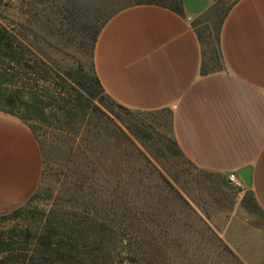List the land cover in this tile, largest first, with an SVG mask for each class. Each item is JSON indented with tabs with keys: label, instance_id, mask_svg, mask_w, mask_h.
<instances>
[{
	"label": "rangeland",
	"instance_id": "1",
	"mask_svg": "<svg viewBox=\"0 0 264 264\" xmlns=\"http://www.w3.org/2000/svg\"><path fill=\"white\" fill-rule=\"evenodd\" d=\"M220 1L224 11L235 0ZM130 2L52 0V5L66 9L65 17L73 11L72 7L79 8L82 21L86 19L92 26ZM32 5L31 0H2L0 26L10 31H17L19 26L27 28L29 31L20 28L26 35L23 42L51 72L45 75L39 69V75L33 74L34 57L27 55L29 62L13 71L0 63V71L8 70L6 85L17 87L24 81L29 87L38 84L48 90L41 94L45 100L58 97L63 91L65 97L79 105L84 99L76 97L72 87L78 88L65 73L79 67L90 69V34L83 25L70 27L65 21L60 23L57 14L40 12L45 3L39 8L36 5L38 11H31ZM34 12L38 13L36 17ZM49 17L50 23L46 21ZM91 102L103 114H93L90 123L87 116L82 120L80 114L69 119L54 116L41 120L26 115L22 107L14 109V116L27 124L37 139L43 171L37 197L24 206L18 217L0 219V239L14 242L11 255L29 256L25 233L38 234L53 213L65 216L79 212V204L86 207L91 199L117 196L131 198L139 209L148 207L154 215L155 264H243L225 248L219 236L235 201L233 190L224 177L199 170L178 152L168 112L124 111L109 99L105 103L98 99ZM0 108L11 109L2 103ZM174 193H179L202 220L192 215ZM166 206L168 209H164ZM252 213L261 219L259 212ZM167 226L169 236L162 238L160 230Z\"/></svg>",
	"mask_w": 264,
	"mask_h": 264
},
{
	"label": "crops",
	"instance_id": "2",
	"mask_svg": "<svg viewBox=\"0 0 264 264\" xmlns=\"http://www.w3.org/2000/svg\"><path fill=\"white\" fill-rule=\"evenodd\" d=\"M212 3L181 0V13L123 8L101 29L93 67L118 105L167 111L178 149L199 170L226 178L251 169L244 196L251 195L261 219L235 199L219 236L241 263L264 264V0L232 6L220 28L221 69L204 74L192 24ZM42 169L28 125L0 111V217L29 201Z\"/></svg>",
	"mask_w": 264,
	"mask_h": 264
},
{
	"label": "trees",
	"instance_id": "3",
	"mask_svg": "<svg viewBox=\"0 0 264 264\" xmlns=\"http://www.w3.org/2000/svg\"><path fill=\"white\" fill-rule=\"evenodd\" d=\"M19 1L21 3L25 2V0ZM212 1L213 3L209 9L192 24L193 31L201 46V72L204 74L221 69L219 50L220 28L229 10L238 0L231 3L224 11L220 9V0ZM44 3L45 5H43ZM31 4H33L31 11L37 10L35 9L36 5H38V8L39 5H43L42 11L39 10L40 12L47 11L48 14H57L59 22L64 23L65 21L68 23L67 26L75 27L76 24L83 25L84 29L87 30V34H90L89 47L91 54L103 26L111 16L123 8L133 5H156L170 9L176 13L182 12L181 0H131L130 4H126L111 13L107 18L98 22V24L90 26V22L86 21V19L82 21L81 10L77 7H72L73 11L70 12L68 17H65L63 13H65L66 9H60L61 7L52 5V0H31ZM54 8H56V12H54ZM78 12L81 15L80 18L78 17ZM37 14V12L33 13L35 17ZM46 21L50 23L52 20L49 17V19L46 18ZM20 28L29 31L27 28L21 26H19L17 31H10L0 26V63L13 71L16 68H22L29 62L26 59L27 55L32 56L34 57L33 63H35V67L32 69L33 74L39 75L40 69L47 75L48 71L51 72V69L25 45L23 39L26 35H24V32ZM7 72V69L6 73L3 70L0 71V105L2 103V105L11 107V109L7 111L0 108V111L12 116H14V109L22 107L26 115L35 116L41 120L54 116L57 119H69L80 114L82 120L87 116L89 118L87 123H90L93 114L97 112L103 114L91 102V100L95 99H98L101 103L102 101L105 103V100L109 99L118 108L124 111H131L118 105L104 93L95 75L93 61L88 71H84L83 68L79 67L71 73H65V76L78 88L72 87V91L76 97L84 99L83 102H78L79 105L74 104L75 101L65 97L63 91H59L58 97L51 96L49 97V101L45 100L41 94L46 89H42L38 84L34 87H29L26 86L27 84L24 81L17 87H12L9 84L6 85ZM59 78L61 79V77ZM35 80L33 79V81ZM90 108L92 109L89 112ZM59 111L60 113H58ZM174 144L177 147L176 142ZM36 197L37 190L26 204ZM174 197L179 199L198 220H202L179 193H174ZM113 198L91 199L89 204H86V207L82 203L79 204V208L81 209L79 212H70L69 214H65V216L58 212L53 213V216L46 219L42 230L38 234L30 233V231L25 233L24 238L28 240L25 243L29 245V251L31 252L29 256L11 255L14 244L11 241L12 239L8 241L0 239V254H4V257L0 260V264H155L152 258L155 238L153 236V228L156 226L154 215L148 207L146 210L139 209L134 203H131V198H128V200L117 196H113ZM242 203L250 212H259L250 194L243 197ZM24 206L1 216L0 219L5 220L18 217L24 211ZM164 209H168V206ZM177 212L181 215L183 214L182 211ZM164 217L168 218V214L165 213ZM184 218L185 216L179 220H183ZM168 232L169 227L167 226V228L164 227L160 230L159 234H161L162 238H168ZM225 248L231 253L226 246Z\"/></svg>",
	"mask_w": 264,
	"mask_h": 264
},
{
	"label": "built area",
	"instance_id": "4",
	"mask_svg": "<svg viewBox=\"0 0 264 264\" xmlns=\"http://www.w3.org/2000/svg\"><path fill=\"white\" fill-rule=\"evenodd\" d=\"M2 0H0L1 2ZM226 181L228 185L232 188L234 191V197L236 200H242L244 197V194L246 192V187L244 186L243 182L239 179L237 173L230 172L226 175Z\"/></svg>",
	"mask_w": 264,
	"mask_h": 264
},
{
	"label": "water",
	"instance_id": "5",
	"mask_svg": "<svg viewBox=\"0 0 264 264\" xmlns=\"http://www.w3.org/2000/svg\"><path fill=\"white\" fill-rule=\"evenodd\" d=\"M239 179L243 182L246 188H249L251 185V169L245 168L239 173Z\"/></svg>",
	"mask_w": 264,
	"mask_h": 264
}]
</instances>
